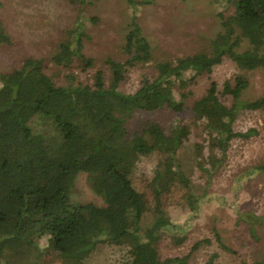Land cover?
Listing matches in <instances>:
<instances>
[{
    "label": "trees",
    "instance_id": "obj_1",
    "mask_svg": "<svg viewBox=\"0 0 264 264\" xmlns=\"http://www.w3.org/2000/svg\"><path fill=\"white\" fill-rule=\"evenodd\" d=\"M127 1L135 11L155 3ZM211 1L218 9L221 29L209 47L158 61L156 75L145 78L131 94L119 90L128 68L153 61L152 45L139 22L132 24L125 37L123 51L128 58L106 59L111 70L108 84L98 70L93 84L59 85L46 72L44 59L33 55L0 71V264H43L39 238L47 239L46 248L63 264H85L104 244L124 251L117 264H189V255L162 258L159 247L151 244L149 229L142 232V222L153 214L162 230L172 231L173 242L182 244L188 226L163 223L162 203L174 191H183L196 211L192 200L199 195L177 158L193 135L192 126L199 130L193 160L207 188L223 171L232 141L259 133L255 127L235 129L239 112H264V95L241 101L250 85L247 73L264 69V0ZM72 2L83 5L94 0ZM89 38L85 29L70 28L57 45L53 62L70 67L79 60L88 66L92 60L82 50ZM0 43H12L1 18ZM225 60L239 70L234 82L226 80L220 91L212 81L207 92L189 105L191 87ZM67 77L73 80L72 74ZM227 95L233 98L231 106L223 101ZM165 107L176 113L190 107L192 122L180 119L168 127L154 119L132 122L137 111ZM157 154L164 158L152 163L153 195L148 200L133 176L139 163L152 161ZM261 171L264 164L253 166L248 174ZM80 172L88 174L91 188L103 203L70 201ZM236 212L238 222H246L257 239L264 217L238 208ZM216 238L233 251L219 233ZM204 242L211 240L197 241L193 250ZM217 257L218 253H212L203 264H219ZM258 264H264V258Z\"/></svg>",
    "mask_w": 264,
    "mask_h": 264
},
{
    "label": "rangeland",
    "instance_id": "obj_2",
    "mask_svg": "<svg viewBox=\"0 0 264 264\" xmlns=\"http://www.w3.org/2000/svg\"><path fill=\"white\" fill-rule=\"evenodd\" d=\"M217 12L211 0H155V3L137 11L127 0H94L83 5L72 0H0V18L12 37L11 44L0 43V71L18 66L25 56L33 55L44 59L46 72L59 85L73 81L93 84L98 70L104 72L108 84L111 70L106 59L111 57L124 61L128 58L123 51L125 37L132 24L139 22L152 45L153 61L128 68L119 90L131 94L142 86L145 78L156 75L155 64L158 61L174 60L206 50L221 29ZM70 28L76 31L85 29L90 36L83 42L82 50L86 58L92 60L88 66L75 60L70 67H65L56 65L52 60L57 45ZM245 46L246 42L240 50H244ZM238 71L231 60H225L212 73L201 76L191 87L192 93L187 98L189 105L207 92L212 81L218 84L220 91L226 80L234 82ZM70 74L73 80L67 77ZM247 75L250 85L242 93L241 101L264 95V69L250 71ZM223 101L228 106L233 104L230 95L224 96ZM192 116L190 107L180 113L165 107L137 111L132 122L154 119L168 127L180 119L192 122ZM251 127L257 128L259 133L247 140L238 138L232 141L223 171L206 188L205 180L193 160L192 149L199 139L196 136L199 130L192 126L193 135L177 158L199 195L192 200L196 211L188 205L183 191H174L162 203L166 213L163 223L187 225L186 240L180 245L175 244L172 231L162 230L153 214L147 215L142 222V232L149 229L151 244L159 247L162 258L189 255V264H203L212 253H218L219 264H258L264 258V225L258 226V238L255 239L250 235L247 223L238 222L236 212L238 208L264 217V172L248 174L253 166L264 164V112H239L235 129L246 131ZM163 158L157 154L152 161L139 163L133 176L135 186L148 200L153 195L152 163ZM70 201L74 204L88 201L103 203L102 197L91 188L85 172L79 173L70 192ZM216 233L233 251L220 245ZM205 239H210L211 243L204 242L193 250L197 241ZM38 240L44 249L43 264H63L53 251L46 248V238ZM123 255L124 251L120 248L104 244L85 264H117Z\"/></svg>",
    "mask_w": 264,
    "mask_h": 264
}]
</instances>
